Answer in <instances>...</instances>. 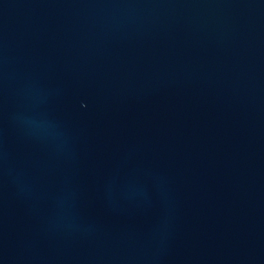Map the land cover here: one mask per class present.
<instances>
[{
    "label": "water",
    "instance_id": "obj_1",
    "mask_svg": "<svg viewBox=\"0 0 264 264\" xmlns=\"http://www.w3.org/2000/svg\"><path fill=\"white\" fill-rule=\"evenodd\" d=\"M0 264H264V0H0Z\"/></svg>",
    "mask_w": 264,
    "mask_h": 264
}]
</instances>
